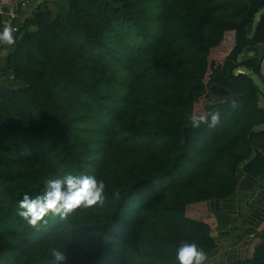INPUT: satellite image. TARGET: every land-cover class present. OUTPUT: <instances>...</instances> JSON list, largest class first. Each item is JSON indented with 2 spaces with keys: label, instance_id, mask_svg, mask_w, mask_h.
<instances>
[{
  "label": "trees",
  "instance_id": "16d2710c",
  "mask_svg": "<svg viewBox=\"0 0 264 264\" xmlns=\"http://www.w3.org/2000/svg\"><path fill=\"white\" fill-rule=\"evenodd\" d=\"M57 2L39 0L1 60L0 264H54L53 249L63 264H177L181 241L211 253L205 202L264 175V57L241 60L264 48V0ZM69 174L103 180L104 202L35 228L18 216ZM231 264H264V242Z\"/></svg>",
  "mask_w": 264,
  "mask_h": 264
},
{
  "label": "crops",
  "instance_id": "0c3cea01",
  "mask_svg": "<svg viewBox=\"0 0 264 264\" xmlns=\"http://www.w3.org/2000/svg\"><path fill=\"white\" fill-rule=\"evenodd\" d=\"M39 0L25 6L13 4L12 0H0V31L5 26L17 25L31 17ZM14 11L16 17L7 15ZM15 32V31H14ZM13 48L0 44V67L2 58ZM7 87H20L22 82L7 78ZM215 249L207 254L205 264H231L250 257L254 248L264 242V175L241 173L237 177L234 192L222 199H210L204 204Z\"/></svg>",
  "mask_w": 264,
  "mask_h": 264
},
{
  "label": "clouds",
  "instance_id": "9594fccd",
  "mask_svg": "<svg viewBox=\"0 0 264 264\" xmlns=\"http://www.w3.org/2000/svg\"><path fill=\"white\" fill-rule=\"evenodd\" d=\"M14 31L12 26H5L0 31V44L14 45ZM193 121L195 127L199 126V122L208 123L207 118H200V121L196 122L193 117ZM218 122L219 114L213 113L210 126H215ZM105 188L103 180L87 174H69L63 178L49 179L35 197L27 193L22 196L18 202V216L33 228L49 214L58 215L63 219L82 207L102 204L105 200ZM52 257L54 264H63L66 260L65 254L56 249H53ZM175 259L177 264H205L207 254L195 242L181 241L176 249Z\"/></svg>",
  "mask_w": 264,
  "mask_h": 264
},
{
  "label": "water",
  "instance_id": "95a60500",
  "mask_svg": "<svg viewBox=\"0 0 264 264\" xmlns=\"http://www.w3.org/2000/svg\"><path fill=\"white\" fill-rule=\"evenodd\" d=\"M254 48L256 50V53L254 55L248 53L247 49H244L243 53L241 55V60H248V59H251V58L255 57L256 60H257V63L260 64L262 62V60H263V57H264L263 45L262 44H257V45L254 46ZM210 93H212V94L213 93H218L219 95H228V92L224 88L217 87V86H212L211 89H210ZM186 131H188V130L186 129Z\"/></svg>",
  "mask_w": 264,
  "mask_h": 264
},
{
  "label": "rangeland",
  "instance_id": "374dc122",
  "mask_svg": "<svg viewBox=\"0 0 264 264\" xmlns=\"http://www.w3.org/2000/svg\"><path fill=\"white\" fill-rule=\"evenodd\" d=\"M66 0H58L57 3H55L54 5L50 6L53 12H57L59 11L60 8H62L65 4ZM259 20V14H257L254 18L253 24L251 25L250 30H252L254 28V26L256 25L257 21ZM239 72H247L248 74H250V71H246L245 68H239L238 69ZM255 83L259 86L262 87V89L264 90V61L262 63V74H260L257 77H253Z\"/></svg>",
  "mask_w": 264,
  "mask_h": 264
},
{
  "label": "built area",
  "instance_id": "2783aa9c",
  "mask_svg": "<svg viewBox=\"0 0 264 264\" xmlns=\"http://www.w3.org/2000/svg\"><path fill=\"white\" fill-rule=\"evenodd\" d=\"M13 4L15 5H19V6H25L27 4H29L30 2H32L33 0H12ZM48 4H52L54 2H56L57 0H45ZM7 17L10 20H13L16 17V14L14 11H10L7 15ZM16 30V29H15ZM261 154L264 156V148L261 150Z\"/></svg>",
  "mask_w": 264,
  "mask_h": 264
}]
</instances>
